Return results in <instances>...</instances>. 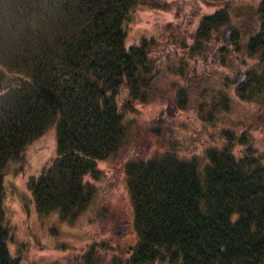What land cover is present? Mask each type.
Returning a JSON list of instances; mask_svg holds the SVG:
<instances>
[{
    "label": "trees",
    "instance_id": "16d2710c",
    "mask_svg": "<svg viewBox=\"0 0 264 264\" xmlns=\"http://www.w3.org/2000/svg\"><path fill=\"white\" fill-rule=\"evenodd\" d=\"M141 1L0 0V264H21L8 248V161L54 125V156L27 186L40 214L57 209L62 218L74 217L93 198L86 174L97 160L112 157L129 134V108L152 98L157 66L146 40L125 44V24ZM262 4L259 28L231 31L252 56L264 46ZM226 20L218 12L202 16L193 38L210 41ZM259 58L262 70L247 71L240 98L264 93V52ZM205 75L183 76L185 85L196 90ZM151 133L166 146L124 163L136 234L129 256H100L91 245L77 264H259L263 156L250 146L238 153L224 145L199 152L178 148L161 124ZM225 136L234 139L229 130Z\"/></svg>",
    "mask_w": 264,
    "mask_h": 264
},
{
    "label": "rangeland",
    "instance_id": "374dc122",
    "mask_svg": "<svg viewBox=\"0 0 264 264\" xmlns=\"http://www.w3.org/2000/svg\"><path fill=\"white\" fill-rule=\"evenodd\" d=\"M262 5V0H142L131 11L125 44L146 40L157 66L153 96L129 108L133 121L129 134L112 157L97 160L86 174L93 198L74 217L62 218L57 209L40 214L27 186V179L54 156V125L8 161L3 176L5 223L11 234L8 248L21 264L82 263L91 245L100 256H129L136 234L124 163L166 146L151 133L157 124L173 134L178 148L199 152L207 145H224L238 153L250 146L264 161V93L252 99L237 93L240 82L249 77L248 70L260 74L264 46L252 56L231 36L232 29L240 33V29L259 28ZM216 12L226 14V22L215 29L210 41L198 44L193 32L199 20ZM180 67L187 70L183 75L177 74ZM238 70L243 79L235 82ZM192 74H206L196 90L184 82ZM226 130L233 140L226 138ZM259 264H264V257Z\"/></svg>",
    "mask_w": 264,
    "mask_h": 264
},
{
    "label": "water",
    "instance_id": "95a60500",
    "mask_svg": "<svg viewBox=\"0 0 264 264\" xmlns=\"http://www.w3.org/2000/svg\"><path fill=\"white\" fill-rule=\"evenodd\" d=\"M225 33H226V30L223 31V34H225ZM242 76H243L242 72L240 70H238L236 72V76H235L236 78L234 79V81L235 82L240 81L242 79Z\"/></svg>",
    "mask_w": 264,
    "mask_h": 264
}]
</instances>
